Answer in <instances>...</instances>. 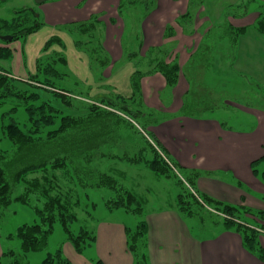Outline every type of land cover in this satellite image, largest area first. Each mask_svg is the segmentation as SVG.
I'll return each mask as SVG.
<instances>
[{
    "label": "trees",
    "instance_id": "1",
    "mask_svg": "<svg viewBox=\"0 0 264 264\" xmlns=\"http://www.w3.org/2000/svg\"><path fill=\"white\" fill-rule=\"evenodd\" d=\"M139 3L145 7V13L138 20L140 23L151 10L146 0H122L118 11L126 5L140 6ZM253 3L256 4L257 16L251 28L264 37V4L256 0H241L235 8L242 11V16L248 5ZM190 18L187 12L175 23L182 25ZM40 26L38 19L27 9L16 11L9 22L0 21V30L9 33L11 42L34 34ZM227 26L233 56L237 39L245 34L247 27ZM59 31L71 37L75 50L86 56L91 74L95 75L97 82H103L101 76L111 66V59L102 45L103 26L99 19L91 16L87 21L69 23ZM131 32L122 39V44L125 42L123 62L131 63L135 68L129 78V96L108 88V94L89 99L86 91L75 92L71 86H56L51 78L59 81L70 79L64 71L68 65L63 53L65 46L57 36H52L45 43L43 51L53 45H58L61 51L51 50L48 55L37 59L35 73L26 80L13 78L10 72L0 67V132L11 144L9 151L0 150V219L14 202L30 208L39 220L38 224L21 225L14 234L7 235V239L16 238L20 242L21 254L8 250L2 257L8 258V264H29L25 254L42 252L47 248L55 223L60 224L65 243L82 254L95 242V229L80 228L73 234L71 225L77 221L79 190H96L107 194L102 195L107 210H122L140 218L134 229L124 227L125 245L131 264H150L142 204L117 179L122 172L104 167L105 163L126 162L129 165L143 164L149 172L171 182L177 189L171 208L182 220L195 221L202 230L216 223L238 232L243 246L264 262V249L257 240V231L244 225L239 217L240 214H249L264 220V212L254 213L251 209L230 206L198 193L194 181L200 173L186 171L168 159L147 131V127L167 119V115L144 106L141 79L159 74L170 91L177 83L179 66L163 46L151 47L143 57H139L137 48L141 46L142 38L138 30ZM171 35L173 29L168 26L164 36L168 38ZM12 57L11 48L0 46V63ZM40 91L49 92L52 97H42ZM19 109H23L26 115L23 124L13 117ZM127 138L130 140L128 146ZM255 164L253 162L252 166ZM19 185L21 192L12 197ZM218 213L230 219L221 218ZM41 264L71 263L63 255L61 246L54 253H47Z\"/></svg>",
    "mask_w": 264,
    "mask_h": 264
},
{
    "label": "crops",
    "instance_id": "2",
    "mask_svg": "<svg viewBox=\"0 0 264 264\" xmlns=\"http://www.w3.org/2000/svg\"><path fill=\"white\" fill-rule=\"evenodd\" d=\"M146 1L150 3L151 10L136 27L142 38L141 46L137 48L138 56L143 57L151 47L163 46L169 50L171 59L179 66L177 83L170 91L166 89L165 80L159 74L147 75L141 79L144 106L167 115V119L149 126L151 129L147 128L168 159L186 171L200 173L194 183L198 193L230 206L252 211L261 209L259 211L264 212V181L252 170L253 162L257 164L264 161V111L237 108L251 118L249 125H244L242 129L225 127L223 122L213 118H196L182 114L184 98L191 89V83L189 84V79L182 74V68L188 66L195 56L201 38L197 31L204 30L205 22L196 21L190 32L191 36H185L175 21L187 13L191 0ZM231 1L227 5H237L241 0ZM256 1L264 4V0ZM253 5L255 9L252 10L251 20L247 22L231 19L227 24L233 28L247 27L245 34L237 39L232 56L236 71L264 83V61H261L264 58V37L251 28L256 19V4ZM210 7L213 9L215 5L210 4ZM224 7L221 6L217 10L215 8L212 11L213 18H206L207 22L214 21L211 25L215 26L222 17ZM98 15L91 16L98 18ZM99 21L103 26L102 45L111 59V66L103 71V82H97L91 75L86 56L76 51L73 46L69 56L77 65L72 70L75 77L74 86L88 92L89 99L108 94V88L122 96H129L130 86L122 94L112 83L116 74H127L128 76L123 77L125 80L129 79L135 70L131 63L123 62L118 68L116 66L124 58L122 39L125 36V24L122 20L119 21L123 26L122 34L115 33L116 39L111 40L112 36L108 35V32L113 28L112 24H117V20L112 19L110 24L100 19ZM168 26L172 27L173 35L165 38V29ZM52 36L59 37L62 42V38H71L67 33L59 31V28ZM247 37L249 39H246ZM63 44L66 49V44ZM55 47L59 48L57 45L51 49L54 50ZM65 52L66 50L63 51L64 55ZM68 61L67 59V64ZM193 74L196 77L195 72ZM12 77L21 79L18 76ZM23 79L25 78L21 80ZM127 139L128 146L130 140ZM132 166L141 167L139 170L142 172L148 171L143 164ZM104 167L115 168L116 164L105 163ZM123 174L124 172L122 176ZM244 215L245 220L240 221L252 228H259L254 224L256 221L251 215ZM145 220L150 264H264L243 246L242 237L238 232L221 224L209 226L206 234L200 239L193 235L187 220H182L173 208L148 212L145 214ZM94 229L96 239L89 247L93 250L90 262L83 258V253H76L70 244H62L63 254L71 264H95V259L100 264H131V256L125 245L124 226L116 222L102 221ZM262 244L264 243L261 242L260 245ZM262 247L264 249V245ZM1 253L0 249L2 256Z\"/></svg>",
    "mask_w": 264,
    "mask_h": 264
},
{
    "label": "rangeland",
    "instance_id": "3",
    "mask_svg": "<svg viewBox=\"0 0 264 264\" xmlns=\"http://www.w3.org/2000/svg\"><path fill=\"white\" fill-rule=\"evenodd\" d=\"M119 2L120 0H44V2L38 3L36 0H0V21L9 22L15 17L16 11L23 8H32L35 11L34 16L41 23L37 32L25 38L9 43L0 40V46H7L13 50V57L6 62H1L0 67L10 72L13 76H18L21 79L25 78L23 80H26L29 75L35 73L37 59L48 55L51 50L61 51L57 47L54 50L43 51L45 43L52 37L56 29L64 27L72 21H85L95 14H99L98 18L108 24L111 23L112 19L117 20V24H112L113 28H110L108 32V35L112 36L111 40L116 39L114 38L115 33L122 34L123 26L119 22L120 20L125 24L124 37L129 36L132 33L131 31L136 29L141 15L145 13V7L141 3H139L140 6L133 7L126 5L119 12ZM231 2V0H191L187 9L191 16L190 20L187 19L182 25H178L185 36H191L190 32L193 30L196 21L205 22L204 30L197 31L201 35L200 46L203 48H200V50L198 48L191 63L182 68V74L187 77L186 79H189L191 89L184 98L181 113L185 116L196 118H213L223 122L225 127H241L242 129L244 125H249L251 118L244 115L237 108L264 111V83H259L258 80L252 79L247 74L242 75L236 71L237 68L235 69L227 21L242 19L240 21L246 20L248 22L249 19L251 20L252 10L255 9V6L253 4L248 5L247 11L244 12L245 14L240 16L242 11L235 7L240 5L241 1L237 5H227ZM210 4L215 5V7L212 9ZM221 6H225L221 19L215 26L211 25L214 21L208 23L206 18H213L212 11L215 8L216 10L221 8ZM255 14L257 16V13ZM120 24L121 27L119 28ZM3 36L10 35L7 31L0 30V37ZM246 39L249 38L247 37ZM62 40L66 44L65 55L69 60L64 71L69 72L70 79L67 78L65 81L51 79L56 86L61 88H69L68 86H71L75 92H79L82 88L74 86L75 77L72 75V70L77 65H75L74 59L69 56L72 53V39L62 38ZM123 44L125 45V42ZM53 47L54 45L51 48ZM261 61H264V58ZM45 63L43 62V64ZM120 63H123V61L121 60L116 64L117 68ZM193 72H195L196 77H194ZM125 75L127 74H116L112 80V83L115 84L118 91L122 94L129 88V79H123ZM92 76L95 78V75ZM83 91L85 92L84 89ZM39 93L42 97H52L49 92L40 91ZM85 101L88 102L89 100ZM55 105L58 106L60 104L55 103ZM13 117L19 124H23L26 115L23 109H19ZM121 117L126 119L123 115ZM133 124L138 129V126L135 123ZM148 128L147 130L150 133L149 129L151 128ZM10 149V142L0 132V150L9 151ZM252 167L258 177L264 181V161L258 162ZM115 168L119 172H124L123 176L117 175V179L139 198L144 214L173 207L177 189L170 181L160 178L149 171L142 172V170H139L142 169L141 167L137 168L122 162H116ZM194 188H197L195 184ZM20 192L21 185L17 187L12 197ZM102 195L107 194L96 190H79L80 207L76 210L77 221L71 225L73 234H76L80 228L94 230L96 225L102 221L116 222L124 227L134 229L140 218L126 214L122 210H107L103 204ZM259 210L261 209H254L253 212H262ZM239 217L245 220L244 214H240ZM251 218L256 221L254 224L257 227L264 229L263 219L253 216ZM38 223V218L30 208L18 203H11L5 211L4 217L0 219L1 254L8 250L21 254L20 242L16 238L7 239L6 236L14 234L15 230L21 225ZM187 223L192 228L193 235L197 236V238L201 239L206 234V229L202 230L197 222L189 219ZM209 226L215 227L216 223L207 227ZM257 240L260 244L261 242L264 243V235L259 233ZM64 242L65 234L60 224L55 223L48 238L47 248L42 252L27 253L25 254V259L29 264H41L47 253H54ZM82 253L84 255L83 258L90 262L89 259L93 256V250L87 247ZM97 261V259L94 260L95 264ZM8 263V258L0 255V264Z\"/></svg>",
    "mask_w": 264,
    "mask_h": 264
},
{
    "label": "water",
    "instance_id": "4",
    "mask_svg": "<svg viewBox=\"0 0 264 264\" xmlns=\"http://www.w3.org/2000/svg\"><path fill=\"white\" fill-rule=\"evenodd\" d=\"M36 2L42 3V2H44V0H36ZM0 40L5 41V42H9L12 40V38L10 36H3V37H0Z\"/></svg>",
    "mask_w": 264,
    "mask_h": 264
},
{
    "label": "built area",
    "instance_id": "5",
    "mask_svg": "<svg viewBox=\"0 0 264 264\" xmlns=\"http://www.w3.org/2000/svg\"><path fill=\"white\" fill-rule=\"evenodd\" d=\"M162 157H163V155H161ZM164 158V157H163ZM165 159V158H164ZM165 161H166V159H165ZM218 216H220L221 218H225V219H230L229 217H226V216H224V215H221V214H217ZM258 232L259 233H262L263 235H264V232L263 231H260V230H258Z\"/></svg>",
    "mask_w": 264,
    "mask_h": 264
},
{
    "label": "flooded vegetation",
    "instance_id": "6",
    "mask_svg": "<svg viewBox=\"0 0 264 264\" xmlns=\"http://www.w3.org/2000/svg\"><path fill=\"white\" fill-rule=\"evenodd\" d=\"M23 9H27L29 11V14L31 15L32 13L35 15V11L32 8H23Z\"/></svg>",
    "mask_w": 264,
    "mask_h": 264
},
{
    "label": "bare ground",
    "instance_id": "7",
    "mask_svg": "<svg viewBox=\"0 0 264 264\" xmlns=\"http://www.w3.org/2000/svg\"><path fill=\"white\" fill-rule=\"evenodd\" d=\"M214 213V212H213ZM219 214V213H218Z\"/></svg>",
    "mask_w": 264,
    "mask_h": 264
}]
</instances>
